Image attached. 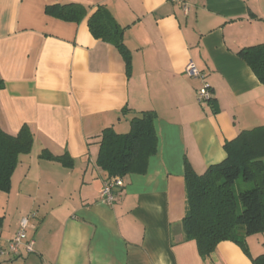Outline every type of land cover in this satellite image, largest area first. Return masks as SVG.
Instances as JSON below:
<instances>
[{"label": "crops", "instance_id": "0c3cea01", "mask_svg": "<svg viewBox=\"0 0 264 264\" xmlns=\"http://www.w3.org/2000/svg\"><path fill=\"white\" fill-rule=\"evenodd\" d=\"M105 6L125 28L132 68L119 49L96 38L88 18L66 21L48 4ZM185 4H189L188 12ZM264 44V0H0V127L34 134L11 188L0 191L1 236L31 212L34 251L0 264H254L264 232L246 245L222 241L204 259L186 239L185 169L203 174L227 157L224 144L264 125V84L238 52ZM216 111L199 103L202 78ZM127 107L129 111L122 112ZM153 110L157 152L145 173L124 177L113 204L97 164L100 134L127 132L135 113ZM67 154L73 164L42 157Z\"/></svg>", "mask_w": 264, "mask_h": 264}, {"label": "trees", "instance_id": "16d2710c", "mask_svg": "<svg viewBox=\"0 0 264 264\" xmlns=\"http://www.w3.org/2000/svg\"><path fill=\"white\" fill-rule=\"evenodd\" d=\"M46 13L56 18L80 22L88 18L92 34L115 45L123 55L131 73L132 55L124 42L125 28L105 6L91 15L81 3L48 4ZM264 84V44L242 48L238 52ZM4 80L0 77V89ZM206 103L215 107L213 97ZM129 111L124 107L122 112ZM156 113L143 110L134 114L127 132H117L112 126L100 134L97 164L107 174L125 177L145 173L150 157L157 152ZM34 134L24 125L18 134L0 127V191L8 192L21 154L29 153ZM227 157L198 174L189 164L185 169L186 213L183 229L186 239L195 240L204 259L209 258L219 243L232 240L245 246L247 235L264 232V125L241 131L224 144ZM42 157L57 159L64 165L73 164L67 154L54 156L44 150ZM246 188H238L239 181ZM1 230V218H0ZM254 264H264V254L253 258Z\"/></svg>", "mask_w": 264, "mask_h": 264}, {"label": "built area", "instance_id": "2783aa9c", "mask_svg": "<svg viewBox=\"0 0 264 264\" xmlns=\"http://www.w3.org/2000/svg\"><path fill=\"white\" fill-rule=\"evenodd\" d=\"M189 8V4H185L184 9L186 12H188ZM185 72L190 77L202 78L203 80L201 87L197 91L198 102L203 104L211 99L212 90L210 85L205 81L203 73L192 60L185 66ZM124 185V178L121 176L107 178L100 193L101 201L113 204L117 190L124 187ZM33 218H36L35 212L22 216L18 221L15 233L9 238L4 239L0 234V261L8 257L17 256L22 252L30 254L34 251L35 238L31 237L28 233L29 229L34 227L31 223V219Z\"/></svg>", "mask_w": 264, "mask_h": 264}, {"label": "rangeland", "instance_id": "374dc122", "mask_svg": "<svg viewBox=\"0 0 264 264\" xmlns=\"http://www.w3.org/2000/svg\"><path fill=\"white\" fill-rule=\"evenodd\" d=\"M246 186L249 187V186H251V185H249V184H248V185H245L244 182H242L241 180L238 182V188H239V187H240V188H241V187H242V188H246Z\"/></svg>", "mask_w": 264, "mask_h": 264}]
</instances>
